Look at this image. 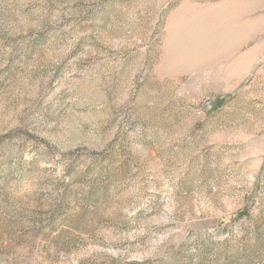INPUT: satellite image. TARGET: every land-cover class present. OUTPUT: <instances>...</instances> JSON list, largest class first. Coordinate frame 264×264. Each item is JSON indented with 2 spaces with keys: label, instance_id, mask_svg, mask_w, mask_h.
I'll list each match as a JSON object with an SVG mask.
<instances>
[{
  "label": "rangeland",
  "instance_id": "obj_1",
  "mask_svg": "<svg viewBox=\"0 0 264 264\" xmlns=\"http://www.w3.org/2000/svg\"><path fill=\"white\" fill-rule=\"evenodd\" d=\"M0 264H264V0H0Z\"/></svg>",
  "mask_w": 264,
  "mask_h": 264
}]
</instances>
